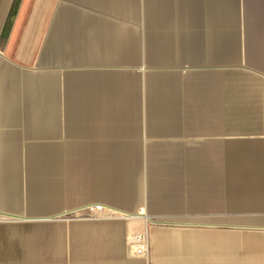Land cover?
<instances>
[{
  "label": "crops",
  "instance_id": "0c3cea01",
  "mask_svg": "<svg viewBox=\"0 0 264 264\" xmlns=\"http://www.w3.org/2000/svg\"><path fill=\"white\" fill-rule=\"evenodd\" d=\"M147 224L264 264V0H0V264H149Z\"/></svg>",
  "mask_w": 264,
  "mask_h": 264
},
{
  "label": "built area",
  "instance_id": "2783aa9c",
  "mask_svg": "<svg viewBox=\"0 0 264 264\" xmlns=\"http://www.w3.org/2000/svg\"><path fill=\"white\" fill-rule=\"evenodd\" d=\"M80 210H85V213H80ZM114 214V210L101 204L91 203L86 204L80 209H74L69 211L66 215L67 218H75L81 220L96 219L99 217H111ZM128 248L131 255L135 257H142L149 259L150 256V244L147 236L146 229L136 230L128 236Z\"/></svg>",
  "mask_w": 264,
  "mask_h": 264
},
{
  "label": "rangeland",
  "instance_id": "374dc122",
  "mask_svg": "<svg viewBox=\"0 0 264 264\" xmlns=\"http://www.w3.org/2000/svg\"><path fill=\"white\" fill-rule=\"evenodd\" d=\"M170 225V224H169ZM169 228V227H174V228H180L181 231L183 230H188L187 232H193L194 230L198 229V225L197 224H172V226H168L167 225H154V224H147L146 226V231H147V236H149V232L154 231V229L156 228ZM180 231V230H179ZM149 243H150V239L148 238ZM151 249V245H150V256H149V264H160L161 261L158 259L159 256H156L155 252H152ZM185 259L182 260L181 264H185L184 261Z\"/></svg>",
  "mask_w": 264,
  "mask_h": 264
},
{
  "label": "bare ground",
  "instance_id": "6f19581e",
  "mask_svg": "<svg viewBox=\"0 0 264 264\" xmlns=\"http://www.w3.org/2000/svg\"><path fill=\"white\" fill-rule=\"evenodd\" d=\"M148 238H149V236H148ZM150 244V243H149ZM191 261H196V259H194V260H191Z\"/></svg>",
  "mask_w": 264,
  "mask_h": 264
}]
</instances>
